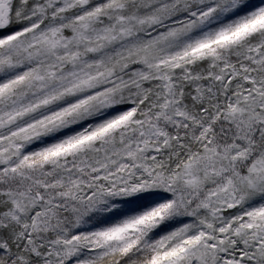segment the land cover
Listing matches in <instances>:
<instances>
[{
  "label": "snow or ice",
  "instance_id": "obj_1",
  "mask_svg": "<svg viewBox=\"0 0 264 264\" xmlns=\"http://www.w3.org/2000/svg\"><path fill=\"white\" fill-rule=\"evenodd\" d=\"M0 264H264V0H0Z\"/></svg>",
  "mask_w": 264,
  "mask_h": 264
}]
</instances>
